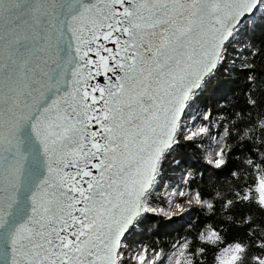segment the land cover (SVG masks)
I'll use <instances>...</instances> for the list:
<instances>
[{
    "label": "snow or ice",
    "instance_id": "obj_1",
    "mask_svg": "<svg viewBox=\"0 0 264 264\" xmlns=\"http://www.w3.org/2000/svg\"><path fill=\"white\" fill-rule=\"evenodd\" d=\"M0 264H264V0H0Z\"/></svg>",
    "mask_w": 264,
    "mask_h": 264
}]
</instances>
